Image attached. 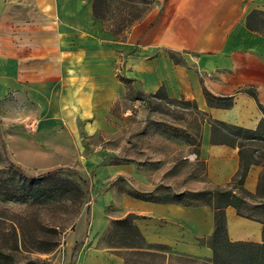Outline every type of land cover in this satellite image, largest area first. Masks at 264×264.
<instances>
[{
    "label": "crops",
    "instance_id": "crops-1",
    "mask_svg": "<svg viewBox=\"0 0 264 264\" xmlns=\"http://www.w3.org/2000/svg\"><path fill=\"white\" fill-rule=\"evenodd\" d=\"M91 1L0 0V96L16 91L34 99L38 120L59 115V121L67 118L73 128L68 112L79 109L83 116L94 114L98 123L116 102L121 82L114 70L121 67L144 92L162 88L169 97L194 102L211 119L246 128L257 125L263 115L257 102L264 109V30L254 22L256 29L248 28L246 17L253 10L263 12L264 0H153L124 38L93 16ZM241 88L253 89L256 99ZM205 90L215 97L231 96L232 104H209ZM100 101L105 110L96 120ZM59 121L51 125L52 120L41 119L38 139ZM26 151L21 148L18 155L47 157L38 144ZM198 155L216 182H228L238 168L237 147L211 144L208 122L202 125ZM105 166L108 173L96 192L102 195V226L93 231L92 213L91 241L83 244L89 222L81 218L67 234L64 264H71L72 248L79 241L73 264H126L123 256L98 245L111 222L105 209L113 202L119 212L113 219L132 213L147 245H167L186 258L212 257L210 246L198 240L213 231L210 206L148 201L117 192L110 178L128 174L141 182L143 175L127 164ZM260 170L259 165L249 167L245 189L255 191ZM224 214L229 241H262L261 222L238 215L232 206Z\"/></svg>",
    "mask_w": 264,
    "mask_h": 264
},
{
    "label": "rangeland",
    "instance_id": "rangeland-1",
    "mask_svg": "<svg viewBox=\"0 0 264 264\" xmlns=\"http://www.w3.org/2000/svg\"><path fill=\"white\" fill-rule=\"evenodd\" d=\"M253 22L262 27L264 15L257 13ZM114 73L121 88L112 109L98 123L94 114L83 116L79 109L68 112L73 128L67 118L59 121V115L38 120L34 99L16 91L0 96V264H64L67 234L81 218L89 222L82 242L91 241L92 213L93 231L104 221L102 195L96 192L108 173L103 172L105 165L135 166L144 177L143 182L128 174L110 178L109 185L117 192L188 206L201 204L192 194L226 184L209 178L207 162L198 155L202 125L211 119L208 114L182 97L144 92L121 67ZM96 110L99 120L105 110L102 101ZM44 117L53 121L51 125L59 123L39 140L37 125ZM37 144L47 157L18 155L21 148L31 152ZM56 168H62L56 176L63 181L39 176ZM231 188L238 193L240 185ZM256 204L260 202L250 201L247 207L253 216L264 218ZM118 214L115 202L105 209L111 220ZM137 236L114 225L98 245L123 256L126 264H212L201 257L186 258L167 245H147ZM133 239L142 251L128 247ZM82 242L72 248L71 264ZM233 258L231 264H253L247 257Z\"/></svg>",
    "mask_w": 264,
    "mask_h": 264
},
{
    "label": "trees",
    "instance_id": "trees-1",
    "mask_svg": "<svg viewBox=\"0 0 264 264\" xmlns=\"http://www.w3.org/2000/svg\"><path fill=\"white\" fill-rule=\"evenodd\" d=\"M152 3L153 0H92L91 10L93 16L101 19L104 25L114 34L124 38L131 25L140 20L149 11ZM257 13L264 15V11L258 12L256 10L251 11L247 15L246 26L248 28L256 29L253 20ZM261 30H264V24ZM241 90L249 93L256 99V94L253 89L241 88ZM162 91L163 89L159 88L151 95L157 97ZM205 96L209 104H215L225 108L232 104L231 96L215 97L206 90ZM257 104L263 115L254 128H246L214 119L207 120L210 125L211 144H225L231 147H237L238 149V168L224 186L216 185L212 189L191 195L200 201L201 204L197 205H208L213 211L214 228L211 235L207 238H198L200 242L207 243L212 249V257L208 259L212 264H231L229 261L230 257H234L233 259L247 257L253 264H264V218L253 216L252 210L247 207L250 201H258L260 204L254 205V208H259L264 213V109L258 102ZM251 165L261 166L254 192L242 187L247 171ZM61 169L48 170L39 176L45 177L47 180L54 179L56 181H63L64 179L62 177L56 176V172ZM234 183L240 185L238 193L231 188ZM129 194L148 201L172 202L151 200L136 194ZM227 206L234 207L240 216L255 219L262 223L261 242L229 241L227 239L224 214V209ZM114 225H119V227L124 226L130 229L135 235H138V238L142 239L133 224L132 215L131 217L125 216L120 219L111 220L105 233H108ZM136 241L138 240L133 239L131 244L130 242L128 243V247L139 251L141 248L140 246H135ZM123 244L127 245V241H124Z\"/></svg>",
    "mask_w": 264,
    "mask_h": 264
}]
</instances>
